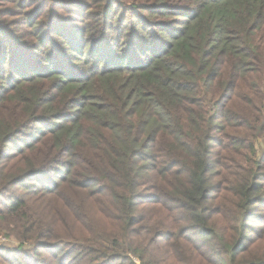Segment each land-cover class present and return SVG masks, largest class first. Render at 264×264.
Masks as SVG:
<instances>
[{"label": "trees", "instance_id": "trees-1", "mask_svg": "<svg viewBox=\"0 0 264 264\" xmlns=\"http://www.w3.org/2000/svg\"><path fill=\"white\" fill-rule=\"evenodd\" d=\"M0 237V264H264V0H0Z\"/></svg>", "mask_w": 264, "mask_h": 264}, {"label": "rangeland", "instance_id": "rangeland-1", "mask_svg": "<svg viewBox=\"0 0 264 264\" xmlns=\"http://www.w3.org/2000/svg\"><path fill=\"white\" fill-rule=\"evenodd\" d=\"M80 11L78 9H74V8H70V9H66L63 11V15L66 18H72V20L70 22L67 23V26H75V27H80V17L77 15ZM77 15V16H76ZM218 150H216V154H217ZM217 158V157H215ZM220 160V158L218 157V161ZM217 166V165H216ZM215 172H218V167H215ZM261 226V225H259ZM5 244V239L0 237V246H3ZM7 244H9L10 246H15L17 245V243L14 240H11L9 242H7Z\"/></svg>", "mask_w": 264, "mask_h": 264}]
</instances>
